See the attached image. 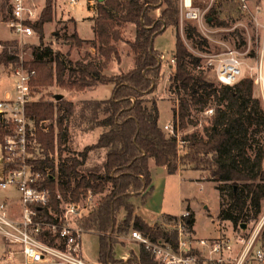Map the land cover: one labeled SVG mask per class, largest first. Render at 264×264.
I'll use <instances>...</instances> for the list:
<instances>
[{"label": "trees", "instance_id": "trees-1", "mask_svg": "<svg viewBox=\"0 0 264 264\" xmlns=\"http://www.w3.org/2000/svg\"><path fill=\"white\" fill-rule=\"evenodd\" d=\"M53 0H46V8L36 22L28 21L38 32L41 43L33 46L34 59L26 63L35 70L33 86H51L54 80L62 86L83 90L98 82L114 83L113 96L109 99H84L80 102L60 99L57 111L53 100L29 103L28 115L33 119L34 136L40 143L44 158L35 165L41 169L52 168L56 172L54 157L56 125L48 121L58 118V138L65 149L72 129L85 131L102 127L99 140L87 145L77 155L60 159L58 173L45 186L52 190L51 202L44 207L61 212L65 201L86 199L89 190L96 196V206L89 215L78 218L84 230L99 234L102 264H163L144 244L139 251L130 250L127 261L116 252L117 244H126L123 235L138 229L153 238L166 237L177 241L178 232L168 230L159 223L151 225L137 211V199L145 201L153 190L156 165L166 166L167 172L176 173L181 166L210 172L209 180L221 182L218 188L227 201H221L220 216L231 220L234 228L258 219L264 203V145L258 143L255 134L264 129V103L255 92V78L242 77L234 84L216 85L204 76L201 56L196 55L185 40L201 36L198 26L186 20V37L180 30L181 7L178 0H98L94 17L96 38L86 40L73 32L67 39L71 44L90 43L97 54L81 60H73L65 53H58L44 44V25L53 19ZM13 10H10V13ZM12 15V14H11ZM209 22L227 25L214 14H208ZM128 23L136 25L134 39H126L123 28ZM177 29V65L170 81L174 92V127L183 130L181 137L170 134L160 122V110L154 95L164 77L165 52L156 45V39L168 28ZM126 41L134 54L135 64L129 71L107 75L104 69L113 60H121L119 42ZM7 41L3 43L6 44ZM207 39L200 40L206 45ZM17 51L4 49L0 65L12 67L18 59ZM56 65L58 75L55 74ZM68 78H65V76ZM215 106L214 114L205 116L209 124L203 130L198 127L205 110ZM5 122H0V135L6 133ZM194 127L187 131L188 127ZM50 128L46 130V128ZM104 150L105 159L87 174L82 167L91 151ZM21 158L8 161L6 168L20 162ZM59 174L64 182L57 183ZM109 181L111 183L109 184ZM57 190V191H56ZM168 214V221L177 218ZM193 230L195 216L187 219ZM264 247V230L260 237Z\"/></svg>", "mask_w": 264, "mask_h": 264}, {"label": "built area", "instance_id": "built-area-1", "mask_svg": "<svg viewBox=\"0 0 264 264\" xmlns=\"http://www.w3.org/2000/svg\"><path fill=\"white\" fill-rule=\"evenodd\" d=\"M249 0H241L244 11L249 10ZM75 4L77 0H70ZM185 6L190 7L184 2ZM13 17L8 20V26L21 38L36 33L28 22L39 19L40 15L29 6L27 0H13ZM187 17L200 16L198 10H188ZM5 44L0 42V52ZM190 47V46H189ZM190 49L201 56V67L215 71L218 80L223 84H234L243 77L242 61L239 51L229 48L225 51L202 53ZM176 67L177 56L171 57ZM14 74L16 97L0 100V122H5L6 133L0 141V258L12 260L14 264H92L82 257V237L85 232L78 218L87 215V207L96 206V196L89 190L88 204L77 200L65 201L61 193V212H55L50 206V217L44 212V207L51 202L52 190L44 182L52 180L58 173L60 161L56 162V172L52 168L41 169L35 161L44 158L43 149L34 136V121L28 115L29 103L39 101L33 94L31 80L35 70L18 65ZM260 85H264V42L258 61ZM261 80V81H260ZM62 93L67 99L73 100L71 88H63ZM264 97V93H262ZM56 108L59 99L52 98ZM210 108L208 113H213ZM164 128L172 135L181 137L184 133L174 127V120L166 123ZM35 152L38 156H33ZM50 156L54 154L50 152ZM21 158V161L6 168L7 162ZM57 183L64 182L59 174L54 178ZM16 193L13 194L11 191ZM198 192L193 198H198ZM193 214L189 208L177 218L162 221L160 225L178 232L177 241L166 237L153 238L138 229H133L132 237L144 244L152 254L163 264H264V247L260 243L259 233L264 219L250 236L232 235L222 237H199L189 229L187 219Z\"/></svg>", "mask_w": 264, "mask_h": 264}, {"label": "rangeland", "instance_id": "rangeland-1", "mask_svg": "<svg viewBox=\"0 0 264 264\" xmlns=\"http://www.w3.org/2000/svg\"><path fill=\"white\" fill-rule=\"evenodd\" d=\"M30 5L34 7V5L39 4L38 0H31ZM41 2V5L43 6L45 0H39ZM91 1L92 7L94 8V4L96 3V0H89ZM182 0H178L179 4ZM54 2V0H53ZM231 4L228 3L225 7V10H228L229 15L228 17H225L226 19H222L227 25H215L214 23H211L207 20L206 15L204 12H200V16L198 18L193 17L195 19H188L185 18L183 22H181L180 30L184 34V40L186 37L185 31V23L186 20L192 21L195 24H197L201 36H196L195 38L186 39L185 42L187 46L191 47L195 51H200L202 53L211 52V53H217L221 51H225L229 48H234L239 51L238 57L243 62L242 67L244 70L243 78L249 77V78H255V92L257 95H260L262 97L263 103H264V97L262 93H264V85H260L256 80H259L260 74H258V61H260L261 56V47L264 42V0H249L248 4L250 2L249 10L244 11L241 7V0H239V5L237 6V3L235 0H231ZM36 3V4H34ZM59 3H62L65 8H58ZM53 4V3H52ZM90 4V3H89ZM181 6V4H180ZM90 7V5H89ZM88 7V0H77L75 5H71L69 0H55L54 2V12H53V21L46 22L44 27L45 30L53 31L55 32H69L72 33L75 30L79 31L83 37H90L93 35V29H92V23L89 20V16L93 14V12ZM46 8V5L44 9ZM43 9V10H44ZM197 9V8H194ZM200 10V9H197ZM188 10H186L187 12ZM185 12V13H186ZM232 12V13H231ZM60 13V17H59ZM182 16V15H181ZM187 16V14H186ZM0 17L2 19L7 20V18L10 17V10H9V1L8 0H0ZM41 17V15H40ZM59 17V20L61 22L57 23V19ZM77 18V19H76ZM8 22V21H7ZM57 23V25H56ZM8 25V24H7ZM6 25L4 22H0V37H8L11 36L12 30ZM62 27V31H59V28ZM202 27V28H201ZM124 32L126 33V36L129 35V37H132L131 34L134 32L133 26H129L125 29ZM171 32L173 34L169 35ZM176 32L177 29L170 27L168 30H166V33L160 36L157 40V47L162 49L165 52V66H163L164 70V77L162 81L160 82L156 92L155 96L158 100V106L159 110L161 111V122L163 125L170 122L174 118V100L171 98H174L173 91L171 88L172 81H170V77L172 75V72L175 70L174 65L171 62V55L170 52L172 50V47L175 44L176 41ZM169 36V37H167ZM35 37H39L38 32L36 33ZM206 38L208 43L206 45H200V40H203V38ZM60 38H65V33H60L58 37L52 35H47L45 33V42L50 43L53 45L54 49L56 51L61 50L62 48H65V43H68L67 40H63ZM187 38V37H186ZM33 38H10V39H2L7 41L6 47L4 49L8 50H15L20 55V59L17 60V62H24L30 63L33 59V57L28 55V50H31V45H33V41L35 44L38 42L37 39ZM2 43L4 41H1ZM64 42V43H63ZM122 54L124 52L125 55H123V58H128V62L130 61L131 55L128 54L129 47L127 46L126 42H121V48ZM127 50V53H126ZM194 52V51H193ZM195 53V52H194ZM196 54V53H195ZM134 61V60H133ZM3 65H0V100L4 98L6 91L9 89L14 88L13 92V98L16 97V90H15V77L13 75H9L8 73L4 72L1 67ZM28 65H26L27 67ZM9 67V66H7ZM120 63L118 61L113 60L112 64L110 66V72L113 71L115 73L119 72ZM122 71V70H121ZM120 71V72H121ZM55 74L58 75V66L56 65L55 68ZM204 76L214 81L216 85H221L222 83L218 80L217 75L215 71H213L211 68H207L204 70ZM170 81V82H169ZM261 81V80H260ZM54 84L51 86H33V94L36 96L37 99L42 100H52V98L56 99L57 96L60 95L62 89L58 85V80L53 81ZM114 89L112 87H107V89H103V98L109 99L113 96ZM72 98L74 101L80 102L79 100L81 97L78 95V91L74 89ZM60 100V98H58ZM83 100V99H82ZM210 108H215V106L208 107L205 112L202 114V119L198 127L203 130L204 125L209 124V120H206L205 116H211L213 113H208V110ZM53 121H55L56 125V136L59 134L58 130V118L56 117L55 120L48 121L47 123L50 124V126L53 124ZM50 128H46V130H49ZM194 127H188L186 129L187 131L194 130ZM80 129H72L71 134L69 135V140L67 142V147L64 149L62 145L60 144V141H55V147L54 149H51L52 153L54 154V159L57 163H59L60 159L64 158L67 155H77V153L84 148H81V146L90 143L89 141H92L94 138L97 139L98 136L94 134V132L85 133L80 132ZM100 131V129H97ZM79 131V132H78ZM78 133L76 135V139H74L73 143V137L75 133ZM256 138L258 139L259 144L264 145V129L257 132L255 134ZM1 135H0V141H3ZM59 140V139H58ZM0 155H1V149H0ZM39 153L35 152L33 156H38ZM97 157H104L103 154L99 155V151H91L89 158L87 160V163L82 167V171H84L86 174L93 170L95 167L99 166L100 164L97 163ZM105 159V157H104ZM180 173L175 174H168L166 172V175H160L158 176L157 182L159 184L163 183V187H165V192L167 196V200L170 203L171 207H166V211L173 212V213H184L187 209H189V204L192 202L193 208L196 210V226L198 230V236H211V235H217L220 233V230H225L226 232L230 234L226 235H232L234 237L239 238L240 236H250L251 233L258 227V225L261 223V221L264 219V203H263V211L258 219H254L251 222H248L245 226L239 225L238 228H234L233 225H231L230 220H223L220 216L221 213V201L226 199V194L221 195V192L218 188V185H220L221 182L209 180L210 172L202 169H195L191 165H184L181 166ZM153 171L156 176L159 172L162 171L160 166L155 165L153 166ZM200 180L204 181L205 188L200 191ZM111 181H109V184ZM222 184V183H221ZM57 191V190H56ZM198 192L199 198L194 199L193 193ZM149 197V196H148ZM183 199V202L181 199ZM149 200V198H147ZM146 200V201H147ZM83 204H88L87 198L77 200ZM180 204V207H179ZM207 204V207L205 206ZM150 208V212H154L152 207ZM192 208V209H193ZM87 211V216L89 215L90 211L92 210L90 207H87L85 209ZM158 212V211H157ZM156 213V212H154ZM178 215V214H176ZM167 220L164 216L159 219V221ZM225 221V223H223ZM230 226V227H229ZM165 227V226H162ZM171 233L173 232V229L170 228ZM264 230V223L261 227V231L259 233V240L261 237V234H263ZM132 232V231H131ZM131 232L127 235H123L126 237V240L129 238H133L131 235ZM225 235V234H223ZM137 240V239H136ZM134 248L136 251L139 250V244L136 243H128L126 241V244H117L116 245V252L119 257H126V259L131 258L129 256L130 250ZM82 257L85 261L92 263V264H102L99 261V253H100V240H99V234L98 232L94 230H85L83 237H82ZM0 255H1V247H0ZM0 264H14L12 260H4L0 258ZM252 264H257L253 261Z\"/></svg>", "mask_w": 264, "mask_h": 264}, {"label": "crops", "instance_id": "crops-1", "mask_svg": "<svg viewBox=\"0 0 264 264\" xmlns=\"http://www.w3.org/2000/svg\"><path fill=\"white\" fill-rule=\"evenodd\" d=\"M9 1V10H11L12 9V3H13V0H8ZM97 1L98 0H96V3L94 4V8L91 6L92 5V3H91V1L89 2V0H88V7H89V5H90V7H89V9L93 12V14L92 15H90L89 16V20L91 21V23H92V29H93V35L92 36H90V37H83L82 35H81V33L80 32H78L79 31V29H78V31L77 30H75L74 32H76L77 34H78V36L80 37V38H83V39H86V40H93V39H95L96 38V34H95V31H94V22H95V19H94V17L96 16V14H97V8H96V5H97ZM100 1H102V0H100ZM186 0H182L181 1V22H183V20L185 19V18H187V16H186V10H191V9H194V8H197V9H200V10H198V11H200V12H204L205 13V15H206V18H207V20L209 21V19H208V15H207V13L208 14H214V15H216V16H220V18H223V19H226L225 17H228L229 15H227V13H229V11L228 10H226V11H224L225 10V7L227 6V4L228 3H232L231 2V0H191L190 1V4H188L189 6H191V8L190 7H186L185 6V4H184V2H185ZM239 0H235V2L237 3V6L239 5V2H238ZM27 2H28V4H29V6H31L30 5V2H32L31 0H30V2H29V0H27ZM54 2H55V0H54ZM54 2H53V12H54ZM69 2H70V0H69ZM187 2V1H186ZM38 3L39 4H36V3H34V4H36V5H34V7H32L39 15H41L42 14V12H43V9H44V7H45V5H46V0H45V2H44V4H43V6L41 5V2L38 0ZM90 3V4H89ZM70 4L71 5H75V4H72L71 2H70ZM249 6H250V2H249ZM59 7H63V8H65L64 6H63V4L62 3H59V5H58V8ZM197 9H194V10H197ZM232 13V12H231ZM12 14V15H11ZM13 17V12H11L10 13V17L9 18H7V20H4V19H2V17H0V22H4V23H6V25H7V21L9 20V19H11ZM59 17H60V13H59ZM59 17H58V19H57V23H58V20H59ZM188 18H192V17H188ZM77 19V18H76ZM192 19H195V18H192ZM37 20H39V19H34V20H32L31 22H36ZM227 20V19H226ZM50 21H53V19L52 20H50ZM50 21H48V22H50ZM59 22H61L60 20H59ZM57 23H56V25H57ZM46 24V23H45ZM195 24V23H194ZM196 26H197V24H195ZM8 26V25H7ZM129 26H133V29H134V32H132L133 34H131V36L132 37H129V35L128 36H126V33L127 32H124L125 31V29L126 28H128ZM9 27V26H8ZM44 27H45V25H44ZM10 28V27H9ZM202 28V27H201ZM11 29V28H10ZM62 27H60L59 28V31H62ZM199 29V28H198ZM12 30V29H11ZM168 30V29H167ZM48 31H46L45 30V32L44 33H46L47 35H54V36H56V37H58V35L60 34V33H65V38H60V39H63V40H67L68 41V39H67V36H70L72 33H69V32H55V30H53V31H49V33H47ZM36 33H37V31H36ZM36 33L35 34H33V35H31V36H28V37H25V38H33L34 37V39H37L38 40V42L35 44V42L33 41V45H31V50H28L27 52H29L28 53V55L30 56H32L33 57V59H34V54H33V46L34 45H38V44H40L41 43V40H40V38L39 37H35L36 36ZM166 33V31L163 33V34H165ZM170 34L169 35H172L173 36V34L171 33V32H169ZM123 34H124V36H125V38L126 39H134L135 38V35H136V25L134 24V23H128L124 28H123ZM163 34H161V35H159L158 37H157V39H156V43H157V40H158V38L160 37V36H162ZM16 37H18V38H21L16 32H14V30H12V33H11V36H8V37H0V42L1 41H5V40H2V39H10V38H16ZM167 37H169V36H167ZM174 37V36H173ZM25 38H21V39H25ZM33 39V40H34ZM121 42H126V41H120L119 42V50H120V54H121V60H116V59H113V60H115V61H118L119 63H120V70H119V72L118 73H115V72H113V71H111L110 72V66H111V64H112V61L109 63V65L104 69V72L107 74V75H113V74H119L120 73V71L121 70H124V71H129L130 69H132L133 67H134V64H135V60H134V54H133V52H132V50H131V48H130V45L127 43V46L129 47V51H128V54L129 55H131V59H130V61L128 62L127 60H129L127 57L126 58H123V55H125L124 54V52H123V54H122V50L120 49L121 48ZM2 43V42H1ZM43 43L44 44H47V45H50V46H52L53 47V45L52 44H50V43H46L45 42V36H44V40H43ZM64 43V42H63ZM3 44H5V43H3ZM65 45H66V47L65 48H62L61 50H59V51H56L55 49H54V47H53V49H54V51H55V58L56 59H58V53H60V52H62V53H65V54H67L71 59H73V60H81V59H83V58H85L86 56H87V53L89 52L90 53V55L88 56V58L89 57H91V56H95L96 54H97V48L96 47H94L92 44H90V43H84L83 45H77L76 43H73V44H71V42H69L68 41V43H65ZM5 47H6V45H5ZM4 47V48H5ZM175 47H176V41H175V44H174V46L172 47V50H171V52H170V54L172 53L173 54V52H174V50H175ZM160 49V48H159ZM160 50H162V49H160ZM4 51V49L0 52V55L2 54V52ZM163 51V50H162ZM126 53H127V50H126ZM171 54V55H172ZM16 55H17V57H18V59H20V55L18 54V52L16 53ZM174 55V54H173ZM172 55V56H173ZM171 56V57H172ZM171 59V58H170ZM134 60V61H133ZM21 64H23L25 67H26V64L24 63V62H17L16 61V63L14 64V66H12V67H7L6 65H4L3 64V66L1 67V69L4 71V72H6V73H8L9 75H13L15 78H16V76H15V74H14V70H15V68L18 66V65H21ZM164 66H165V64H164ZM26 68H28V67H26ZM174 68H176V67H174ZM29 69V68H28ZM174 72V71H173ZM172 72V73H173ZM65 78H68V76L66 75L65 76ZM171 78V77H170ZM16 80V79H15ZM170 82V81H169ZM31 84H32V80H31ZM170 84H171V82H170ZM58 85L60 86V88L61 89H63V88H71V87H67V86H62L60 83H59V81H58ZM32 86H33V84H32ZM107 87H112L113 89H114V87H115V84L114 83H101V82H98L97 84H95V85H93V86H91V87H87V88H85V89H83V90H77L78 91V95L81 97L79 100H84V99H104L103 98V89H107ZM72 90H73V92H74V88H71ZM13 92H14V88H12V89H9V90H7L6 91V94H5V96H4V98H2V99H8V98H13ZM158 92V91H157ZM156 92V93H157ZM62 95H63V97L62 98H66L67 99V95H65V94H63L62 93V91L60 92ZM72 95H73V93H72ZM60 101V100H59ZM57 111H58V109H57ZM160 122H161V111H160ZM161 124L163 125V123L161 122ZM97 129H100V131L99 130H97ZM80 132H84V134L85 133H90V132H94V134L96 135V136H98L97 137V139L96 138H94L92 141H89L90 143H88V144H85V145H83V146H81V148H85L87 145H91V144H94V143H96L98 140H99V137H100V135H101V132L103 131V128L102 127H96L95 129H92V130H88V131H85V130H82V129H80L79 130ZM78 131V132H79ZM71 134V133H70ZM76 135H78V133L76 132L75 133V135H74V137H73V143H74V139H76ZM57 141H59L58 139V136H57ZM97 151H99V155L100 154H103V156L105 157V151L104 150H97ZM104 157H97V163H101L103 160H104ZM156 165V163L153 161V160H151V166H152V168H153V166H155ZM158 166H160V168L162 169V171L161 172H159L158 174H156V176H155V174H154V180H153V182H152V185H153V190H152V192H151V194L149 195V200H145V201H142V198H139V199H137V213L139 214V215H141L147 222H149L151 225H155L156 223H161L162 221H159V219L160 218H162L163 216L166 218V216L168 215V214H171V215H176V214H178L177 216H179V215H181L182 213L180 212V213H173V212H169V211H166L165 209H166V207L168 208V207H171V205H170V203L168 202V200H167V196H166V192H165V187H163L162 185H163V183L162 184H159L158 182H157V179H158V176H160V175H166V172H167V169H166V166H162V165H158ZM180 171L181 170H178V172H176V173H180ZM168 174H175V173H169V172H167ZM200 182V191L201 190H203L204 188H205V184H204V181L203 180H200L199 181ZM11 193H13V194H15L16 192L14 191V190H12L11 191ZM195 193V192H194ZM193 193V194H194ZM199 198V197H198ZM181 199V198H180ZM194 199H197V198H194ZM181 201L183 202V199H181ZM205 206L207 207V204H205ZM149 207H152V209L154 210V212H156V213H154V212H150L149 210H150V208ZM179 207H180V204H179ZM189 208L193 211V213H194V216H196V210H195V208H193V206H192V202H190V204H189ZM193 208V209H192ZM158 211V212H157ZM193 215V214H192ZM196 218V217H195ZM224 220V219H223ZM164 221H167V220H164ZM231 221V220H230ZM223 223H225V221H223ZM247 224V223H246ZM246 224H243V226H245ZM231 225H233L234 226V224H233V222L231 221ZM230 227V226H229ZM132 230H130V232H131ZM193 232H194V235L195 236H198V230H197V226H196V221H195V223H194V225H193V230H192ZM221 232L220 233H218L217 235H211V236H202V237H216V238H218V237H222V236H224L223 234H230V233H228V232H226L225 230H220ZM129 232V233H130ZM128 233V234H129ZM199 237H201L200 235H199ZM123 238L126 240V237L125 236H123ZM128 243H136V244H140V242L138 241V240H136V238H129V239H127L126 240ZM142 244V243H141ZM140 246V245H139ZM139 251V250H138ZM137 251V252H138ZM131 254H129V256H130ZM123 258H125L126 259V257H123ZM129 259V258H128ZM128 259H126V261L128 260ZM101 263V262H100Z\"/></svg>", "mask_w": 264, "mask_h": 264}, {"label": "water", "instance_id": "water-1", "mask_svg": "<svg viewBox=\"0 0 264 264\" xmlns=\"http://www.w3.org/2000/svg\"><path fill=\"white\" fill-rule=\"evenodd\" d=\"M57 97H58V98H60V99H62L63 95H62V94H60V95H58Z\"/></svg>", "mask_w": 264, "mask_h": 264}, {"label": "bare ground", "instance_id": "bare-ground-1", "mask_svg": "<svg viewBox=\"0 0 264 264\" xmlns=\"http://www.w3.org/2000/svg\"><path fill=\"white\" fill-rule=\"evenodd\" d=\"M186 1H187L188 4H190V1H191V0H186Z\"/></svg>", "mask_w": 264, "mask_h": 264}]
</instances>
